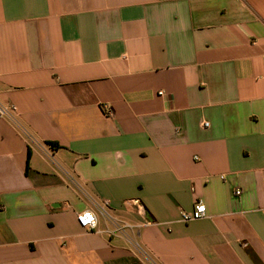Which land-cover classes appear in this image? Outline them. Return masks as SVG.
Here are the masks:
<instances>
[{
    "label": "crops",
    "instance_id": "obj_1",
    "mask_svg": "<svg viewBox=\"0 0 264 264\" xmlns=\"http://www.w3.org/2000/svg\"><path fill=\"white\" fill-rule=\"evenodd\" d=\"M0 105V264H264V0H0Z\"/></svg>",
    "mask_w": 264,
    "mask_h": 264
},
{
    "label": "built area",
    "instance_id": "obj_2",
    "mask_svg": "<svg viewBox=\"0 0 264 264\" xmlns=\"http://www.w3.org/2000/svg\"><path fill=\"white\" fill-rule=\"evenodd\" d=\"M160 95L161 96L164 95V92H160ZM15 110L16 108L14 106L5 107L0 105V119L10 118L12 116L13 111ZM205 126L207 127L208 124L206 123ZM237 194H240V192H237ZM108 209H109L108 202H104L102 205L99 204L96 205V210L105 217H107L113 224V229L109 230L107 233H109L110 235L125 233L126 229H128L129 226L125 224H121L116 219H114L108 212ZM206 216H207L206 206L200 202L194 207L193 211L182 213V220L187 223V222L203 219ZM77 222L80 225V227H82L88 232H92V231L101 232L100 230H98V216L94 211L86 210L79 213L77 215Z\"/></svg>",
    "mask_w": 264,
    "mask_h": 264
}]
</instances>
